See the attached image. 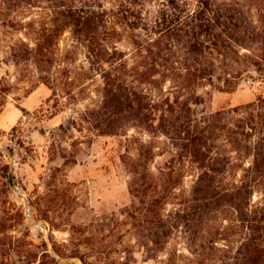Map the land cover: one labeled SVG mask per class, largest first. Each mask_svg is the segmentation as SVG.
I'll use <instances>...</instances> for the list:
<instances>
[{
  "label": "rangeland",
  "instance_id": "374dc122",
  "mask_svg": "<svg viewBox=\"0 0 264 264\" xmlns=\"http://www.w3.org/2000/svg\"><path fill=\"white\" fill-rule=\"evenodd\" d=\"M148 9L189 14L204 51L195 60L163 35L168 50L155 72L142 76L130 31H123L116 42L126 54L123 78L150 99L152 127L129 121L114 135L99 134L85 115L99 105L102 82L69 33L53 67L58 85L36 83L41 90L22 105L35 70L6 57L5 45L22 33L0 26V264H216L238 245L243 228L228 204L191 230L178 215L196 216L192 190L201 174L214 167L218 188L239 185L255 144L264 143V0H152L143 16ZM212 11L210 30L196 28ZM193 68L208 75L186 79ZM140 144L150 150L145 166L136 165L150 185L145 194L132 185L130 166ZM261 189L255 184L251 204L264 198ZM151 199L157 202L149 209ZM166 216L170 236L154 244L150 221ZM211 246L217 250L208 257Z\"/></svg>",
  "mask_w": 264,
  "mask_h": 264
},
{
  "label": "trees",
  "instance_id": "16d2710c",
  "mask_svg": "<svg viewBox=\"0 0 264 264\" xmlns=\"http://www.w3.org/2000/svg\"><path fill=\"white\" fill-rule=\"evenodd\" d=\"M151 2L152 0H0V26L22 33L13 43L5 45L4 54L16 67L29 64L34 67L32 75L35 83L27 90L28 94L35 89L36 83H43L53 89V86L58 85L53 71L54 64L64 57L58 47L59 41L65 33H69L73 46L83 50L89 69L101 77L100 103L96 109L85 112L94 129L99 134L114 135L129 121L149 129L152 127L150 99L141 97L137 92L132 93L123 78L126 70L123 58L126 54L116 43L120 41L118 38L121 33L130 31V43L141 61L140 71L137 73L142 76L150 75L159 60L163 59L162 50H168L166 45L161 46L160 37L163 35L182 42L195 60L204 51L203 43L198 42L194 36L195 26L192 22L188 23L189 14L179 15L178 10L168 15L162 9H156L155 12L148 9L147 16H143L141 10L144 4ZM212 12L213 15L207 19L209 21L196 24V28L210 30V20L217 18L215 11ZM138 29L143 30V34L136 33ZM190 32L193 39L191 36L187 37ZM213 44L215 45V41ZM192 70L185 74L186 79L204 78L208 75L205 68ZM177 122L176 118L175 123ZM254 147L253 161L245 169L246 174L239 185L218 188L213 183L218 170L211 167L213 173L201 174L192 190V209L196 216L187 218L184 214L178 215L181 216L184 227L191 230V225H200L202 217L217 205L228 204L234 209L236 220L243 228L242 236L233 253L216 264H264V198L251 204L255 184L262 188L264 195V143L257 142ZM137 150L138 162L130 163L134 174L132 185L139 183V188L145 194L150 185L147 184L145 175L138 174L137 166H145L150 150L143 144ZM213 161L215 163V159ZM153 201L157 202L154 199L147 202L149 209ZM156 220L150 221L155 222L156 230H151L149 236L153 239L152 243L162 246L171 233L170 221L167 216ZM205 220L206 217L203 218V224H206ZM196 235L193 231L190 236ZM208 249L211 251H208V257H212V249L217 250V247L211 246ZM53 251L58 255L64 254L56 249ZM201 251L193 253L203 255L204 251ZM44 254L48 256L47 253ZM118 264L128 263L124 261Z\"/></svg>",
  "mask_w": 264,
  "mask_h": 264
},
{
  "label": "crops",
  "instance_id": "0c3cea01",
  "mask_svg": "<svg viewBox=\"0 0 264 264\" xmlns=\"http://www.w3.org/2000/svg\"><path fill=\"white\" fill-rule=\"evenodd\" d=\"M40 90H41L40 88L34 89L30 94H28L27 98L23 101L22 105H24L25 102H26V100H28L29 98H31L32 96H34L35 94H37V92H39ZM47 94H48V91L45 90L44 91V96H47Z\"/></svg>",
  "mask_w": 264,
  "mask_h": 264
},
{
  "label": "built area",
  "instance_id": "2783aa9c",
  "mask_svg": "<svg viewBox=\"0 0 264 264\" xmlns=\"http://www.w3.org/2000/svg\"><path fill=\"white\" fill-rule=\"evenodd\" d=\"M23 214L26 218H29L30 217V211H29V208L28 207H25L24 210H23Z\"/></svg>",
  "mask_w": 264,
  "mask_h": 264
},
{
  "label": "water",
  "instance_id": "95a60500",
  "mask_svg": "<svg viewBox=\"0 0 264 264\" xmlns=\"http://www.w3.org/2000/svg\"><path fill=\"white\" fill-rule=\"evenodd\" d=\"M11 176H12V171L9 172V183H10V184H12Z\"/></svg>",
  "mask_w": 264,
  "mask_h": 264
}]
</instances>
